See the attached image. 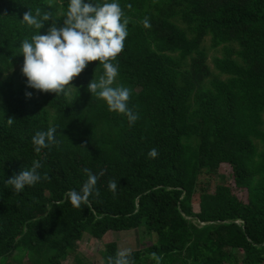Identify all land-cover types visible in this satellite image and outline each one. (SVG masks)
Returning a JSON list of instances; mask_svg holds the SVG:
<instances>
[{
	"label": "trees",
	"instance_id": "1",
	"mask_svg": "<svg viewBox=\"0 0 264 264\" xmlns=\"http://www.w3.org/2000/svg\"><path fill=\"white\" fill-rule=\"evenodd\" d=\"M89 2H116L121 22L128 18L124 48L109 62L119 65L112 86L131 90L132 126L87 91L104 75L99 61L67 96L27 87L21 42L53 21L62 26L69 0H0V264H83V236L139 229L148 239L132 252L135 264H156L153 252L160 264H264V0ZM37 9L52 17L41 29L21 22ZM207 37L211 51L221 50L212 68ZM49 127L57 143L37 154L32 137ZM33 160L48 180L18 194L4 184ZM222 165L229 185L223 176L213 183ZM84 168L104 175L99 197L77 209L67 193L79 191ZM109 180L118 183L115 196ZM117 251L106 244L90 264Z\"/></svg>",
	"mask_w": 264,
	"mask_h": 264
},
{
	"label": "clouds",
	"instance_id": "2",
	"mask_svg": "<svg viewBox=\"0 0 264 264\" xmlns=\"http://www.w3.org/2000/svg\"><path fill=\"white\" fill-rule=\"evenodd\" d=\"M128 5V8H131ZM39 17V19H38ZM122 10L118 3H105L96 5L89 0H69L66 18L62 26L56 22L48 27L45 34H36L31 41L25 39L21 42L20 50L23 56L21 74L26 78L27 87L40 93H54L55 96L70 94L72 81L78 77L89 62L99 61L103 66L104 75L98 81L90 80L87 91L102 99L109 112L122 114L127 118L129 126H132L139 118L138 113L128 106L131 90L125 86L113 87L118 75V64L110 63L124 48V41L128 35V18L121 22ZM51 13L46 12L41 16L40 10L26 11L21 22L36 29H41L45 21L51 20ZM145 28H151V23L146 17L142 21ZM77 89V88H76ZM26 97L32 96L31 92L25 93ZM13 118L7 119L10 126ZM57 129L49 127L47 131H37L32 137V145L35 153L42 149L50 148L57 143L55 134ZM83 146V145H79ZM84 147V146H83ZM149 158H156L159 153L153 148L148 152ZM42 167L39 160H33L31 167L21 169L13 174L4 184L11 186L15 193H20L25 186H34L41 180H48L45 173L38 171ZM87 177L79 191L70 190L67 198L72 207L80 209L89 204V197H99L97 182L104 171L94 174L90 169H82ZM108 190L116 195L118 183L109 180ZM151 259L160 264L162 257L157 253H151ZM102 264H135L132 258V250L124 248L116 252L115 256H108Z\"/></svg>",
	"mask_w": 264,
	"mask_h": 264
},
{
	"label": "rangeland",
	"instance_id": "3",
	"mask_svg": "<svg viewBox=\"0 0 264 264\" xmlns=\"http://www.w3.org/2000/svg\"><path fill=\"white\" fill-rule=\"evenodd\" d=\"M209 37L205 39L203 44L206 52H207V60L208 65L212 68V58L214 56H220L221 50L217 49L218 52L211 51L209 48L210 42H208ZM224 177V183L229 185L231 182V170L228 166L222 165L219 169V175L214 178V182H219L221 178ZM214 187H210L209 190L213 191ZM193 211L198 212V207L195 203H193ZM141 238V240H140ZM148 239L143 229L133 230L128 232H109L103 236L101 240H95L88 235L83 236L82 240L76 243L77 257L83 262V264H90V262H96L100 259V251L103 250L104 245L109 243H115L117 245L118 251L124 248H129L132 252H136L140 250L142 240ZM155 240V237H152ZM145 243L147 241H144ZM11 264V263H9ZM16 264V263H12ZM63 264H76L71 257L67 258V260Z\"/></svg>",
	"mask_w": 264,
	"mask_h": 264
}]
</instances>
